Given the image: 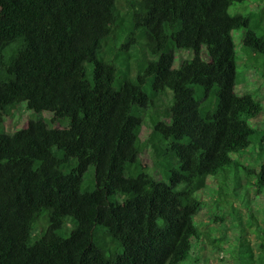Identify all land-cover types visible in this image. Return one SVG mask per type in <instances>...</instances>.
<instances>
[{
    "label": "trees",
    "instance_id": "16d2710c",
    "mask_svg": "<svg viewBox=\"0 0 264 264\" xmlns=\"http://www.w3.org/2000/svg\"><path fill=\"white\" fill-rule=\"evenodd\" d=\"M248 2L0 0V264H202V249L224 251L228 228L196 220L199 192L217 179L222 224L264 191V161L245 180L235 159L264 152L249 121L264 102L236 93L239 69L264 78V7ZM180 51L193 55L176 66ZM22 105L35 117L5 132ZM247 215L254 236L230 264H264V207Z\"/></svg>",
    "mask_w": 264,
    "mask_h": 264
},
{
    "label": "rangeland",
    "instance_id": "374dc122",
    "mask_svg": "<svg viewBox=\"0 0 264 264\" xmlns=\"http://www.w3.org/2000/svg\"><path fill=\"white\" fill-rule=\"evenodd\" d=\"M248 4L244 7V9H262L264 7V0H249ZM235 7V6H234ZM236 9H232L234 12ZM237 11H243L242 8L237 9ZM234 42L236 46H240L244 30L239 29L235 30L232 33ZM239 54L246 56L245 52L239 51ZM193 52L191 51H180L177 55L176 66L179 65L180 60L191 58ZM204 57L208 59L206 53H204ZM240 67L242 66L243 60H240ZM242 68V67H241ZM240 76L238 78L239 84L236 87V93L239 95H243L245 93H252L257 95V98L260 101L264 102V78L260 73L256 71H252L251 69H239ZM46 115V114H45ZM35 117V113L31 110H28L26 105H22L18 110H16L13 115L7 118L4 126L5 132H13L17 128L23 127L27 124L30 118ZM155 119V118H154ZM149 120V119H148ZM251 124L257 126L259 129L264 128V113H262L259 117L255 119L249 120ZM151 124L154 123L153 120H149ZM149 131L148 125H143L137 134V137L140 141H143L147 133ZM142 158L146 164L149 165L155 172V174L161 178L163 177L162 168L157 164L156 160L153 158L151 151L147 150L143 152ZM235 159L237 161V165L241 166L242 177L245 180H251V176L253 175L251 172L256 170V166L260 161H264V152H261L257 145L250 147L246 151H242L241 153L235 154ZM156 170V171H155ZM207 187L199 192V196L203 200V206L201 211L196 217L198 223L201 224L202 228H206V226H215L218 227L221 225L224 228H228V241L224 245V251L222 253L212 252L210 246L206 249H202L199 253L202 264H230L232 261L230 253H232L238 246V239L240 235H246L251 240L253 238L252 227L250 224V219L248 217V212L250 209L256 212V215L259 219L263 218V207H264V191L257 197L253 196V191H248L244 195L235 199V205L237 209H239V216L237 219H234L232 214H226L221 223L215 222L211 223V219L213 216L212 206L215 202L216 198L214 193L209 191L210 187H217V179L209 178L207 182ZM264 225V222L262 221ZM218 231V230H217ZM196 251V246L194 247ZM222 257H225L222 259Z\"/></svg>",
    "mask_w": 264,
    "mask_h": 264
}]
</instances>
